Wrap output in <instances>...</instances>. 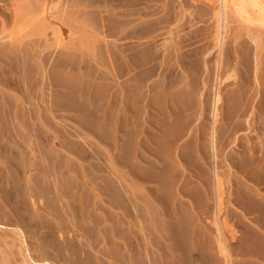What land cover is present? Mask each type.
<instances>
[{
  "label": "rangeland",
  "instance_id": "374dc122",
  "mask_svg": "<svg viewBox=\"0 0 264 264\" xmlns=\"http://www.w3.org/2000/svg\"><path fill=\"white\" fill-rule=\"evenodd\" d=\"M40 1L0 0V85H2L0 86V96L2 95L0 97V142L2 143H0L2 146H0V158L5 156V160L0 159V165H4V169L7 168L6 173H8L6 177L5 170L2 171L4 166L0 167V181H4V184L0 183V196L2 195L0 197L2 200L0 201V223L7 226H19L21 223L20 227L24 232L22 234L16 229L0 228V264H37L32 261L31 256H34L32 258L38 261L49 260L48 264H264V13L260 7L254 6L248 0L246 2L226 0L225 8L223 5L221 7L219 0H197V2L194 0H60L62 3L60 2L56 12L52 11L45 16L41 12L52 2ZM189 3L194 6L191 8ZM220 8H222L221 14ZM192 10L194 13H191ZM104 12L109 16H105ZM139 12L143 15L138 16ZM135 14L154 29L155 39L157 37L155 45L158 48L161 46L159 51L161 59H166L163 60V67L169 63V59H172V55L165 53L164 47L173 46L175 39H179L177 37L189 34L190 42L187 40L188 42H183V44L187 43L186 47L188 49L191 47L190 51L193 50L194 54L198 53V56L193 58V70L191 69L190 77H188L189 81H194L193 88H190L193 93L189 99L192 108L187 110L190 113L186 111L189 113L190 118L188 119L192 123L190 121L191 124L189 123L187 132L185 130L186 134L181 138L183 141H178L175 152H181L184 147L182 145L186 142L187 149L189 147L195 149L201 143L199 147L201 152L205 150L206 166L209 170H213L214 164H216L219 171L221 186L216 187L215 182L213 181V185L211 181L208 187H204L205 189L198 175L194 173L193 179L196 183L200 182V186L202 185L198 192L202 198L200 199L197 193L199 199L196 198V200H199L201 205H205L203 208L200 204V207L199 205L195 208L193 206L192 214H185L186 217L172 222L171 225H168V220L173 217L165 215L166 207L160 206L156 200L159 197L169 201L173 195L169 196L167 193L170 197L168 198L164 192L167 191L166 189L162 188L163 192H160V189L155 190L153 187L156 188L159 185L157 174L162 176V179L172 173L169 167L164 170L162 164L159 166L152 163H141L146 165L141 166L142 169L137 156L139 157L142 152L144 158L148 155L149 161L155 160L148 148L151 149L152 146L155 148L154 144L156 145V143V146H164L167 142L163 141L158 145V141L169 137L159 134L171 132L170 129L174 125H182L185 113H177L174 121L171 119L173 122L164 118L166 113L162 111L164 107H162V103L165 98L162 96L168 95L172 91L165 99L166 102H169L170 96L179 95L178 84L182 82L185 72L182 69V72L177 70L172 74L173 77L160 76L159 79L155 73H151L147 76L148 80L145 78L146 88L139 86L141 82H138V78L137 81L136 78L133 79L135 81L127 79L129 75L127 74L124 47L128 39H124L122 26L124 21L137 18ZM18 19H21V22ZM26 33L28 36H25ZM221 33L222 49L218 44V35ZM1 35H3L2 38ZM2 46L4 47L2 48ZM91 48L94 54H90L92 53ZM259 48L260 50H258ZM6 52L10 54L7 55ZM163 54L166 56L164 57ZM217 57L222 59L221 62L219 58L221 66L217 65ZM9 73L10 75H8ZM101 76L104 77L101 78ZM171 79L177 85L174 89H168ZM207 81V86H205L204 82ZM131 82L137 83L136 88L138 89L134 87V92L132 90L134 96L130 97L128 96V85ZM105 83L107 84L105 85ZM10 84L13 85L10 87ZM150 86H153L151 90L154 92L150 90ZM139 87L145 88V91ZM176 89H178L177 92ZM140 90L141 95H138L137 91ZM216 92L220 93L221 99L216 104L218 118L216 126L214 125L215 130L217 129L214 133L215 137L217 135V143L214 146L217 150L215 159L212 156L215 150L211 143L213 136L211 131L215 119L213 113ZM136 95L138 100L135 99ZM130 98H132L133 104H130ZM241 106L245 107L240 108ZM152 107L158 110L152 109ZM130 112L133 113L132 116ZM161 112L162 114H159ZM155 125L158 127L156 128ZM142 130L144 134H142ZM146 130H150L149 133L153 132L149 134ZM157 134L164 138L158 137L159 140L155 138L157 140L155 143V139L151 135ZM151 142L152 146L149 145ZM11 143L12 145H9ZM145 144L146 146L148 144L149 147L146 148ZM10 149L13 153L9 152ZM2 150L8 151L10 154L3 153ZM156 150L157 148H155L157 153L159 150ZM197 154L196 156L200 155ZM150 155H153L154 158ZM147 165L151 170H154L153 173ZM130 166L135 170L131 183L129 182ZM156 167L162 171H157ZM212 170H210L211 175L214 174ZM22 176H25L23 179L26 178L27 181L23 180ZM152 176L156 178H154L156 182H151ZM139 178L144 181H140ZM144 178L149 179L150 182ZM211 180H214L213 177ZM5 184L6 186H4ZM215 187L221 189L220 194L219 189L217 190L222 198L219 209L216 205L217 191ZM9 190L13 191L11 194L13 197L20 194L19 196L22 198L18 196L14 198V201H11L12 203L6 202L4 197L7 192H10ZM28 190L33 196H30ZM244 191L246 194L243 193ZM160 193L163 195H159ZM23 195L25 196L24 200L26 198L27 200H23ZM254 198L257 200H255L256 202ZM17 199L21 200L19 206L16 205L19 204ZM183 199L186 200L185 204L191 208L192 199L189 196H185ZM181 206L178 204L179 211ZM72 207L75 208V211ZM41 208L45 213L42 218L38 216ZM14 213L16 215L21 213V215L16 216ZM29 214L32 219L27 216ZM139 214L141 215L139 216ZM72 215L74 216L71 217ZM135 215V219L143 228L141 229L135 224L133 233L132 221ZM35 220L37 221L35 222ZM194 226L195 228H193ZM54 228H56V232ZM76 232L78 233L76 234ZM193 232L196 234L198 232L200 237ZM163 235H168V238H164ZM25 237L27 244L22 241ZM219 240L224 244L227 254L219 249Z\"/></svg>",
  "mask_w": 264,
  "mask_h": 264
},
{
  "label": "bare ground",
  "instance_id": "6f19581e",
  "mask_svg": "<svg viewBox=\"0 0 264 264\" xmlns=\"http://www.w3.org/2000/svg\"><path fill=\"white\" fill-rule=\"evenodd\" d=\"M26 1V0H25ZM36 1V0H35ZM40 1V0H39ZM49 2L51 1L52 3H50L51 5H49L48 3V5L49 6H46L44 9H43V11L41 12V14L42 15H47L48 13H51L52 11L53 12H56V8H58V6L60 5V0H48ZM91 1V0H90ZM94 1V0H93ZM114 1V0H113ZM116 1H120V0H116ZM174 1V0H173ZM195 2H197V0H194ZM193 1V2H194ZM220 1V3H221V7H222V5H223V7L225 8L226 7V0H219ZM242 1H244V2H246L247 0H242ZM249 2H251L254 6H259L260 7V10H262L263 11V13H264V0H248ZM41 2V1H40ZM70 2V1H69ZM122 2V1H121ZM193 2H191V3H193ZM16 3V2H15ZM23 3V2H22ZM32 3H33V1H32ZM36 3V2H35ZM62 3V2H61ZM104 3V2H103ZM186 3H187V1H186ZM191 3H189L188 5L192 8L194 5L193 4H191ZM21 4V3H20ZM69 4V3H68ZM72 4V3H71ZM84 4H85V2H84ZM83 4V5H84ZM106 4V3H105ZM123 4H125V3H123ZM122 4V5H123ZM150 4V3H149ZM152 4H154V3H152ZM170 4H172V3H170ZM183 4V3H182ZM195 4V3H194ZM17 5H18V3H17ZM64 5V4H63ZM70 5V4H69ZM127 5V4H126ZM156 5V4H155ZM27 6V5H26ZM38 6H40V5H38ZM66 6H68V5H66ZM73 6V5H72ZM146 6H147V4H146ZM177 6V5H176ZM42 7H44V6H42ZM109 7V6H108ZM125 7V6H124ZM155 7V6H154ZM167 7V6H166ZM21 8V7H20ZM38 8V7H37ZM75 8V7H74ZM121 8H123V7H121ZM173 8V7H172ZM187 8V7H186ZM64 9V8H63ZM101 9V8H100ZM109 9V8H108ZM112 9V8H111ZM120 9V8H119ZM124 9V8H123ZM126 9V8H125ZM124 9V10H125ZM34 10V9H33ZM60 10V9H59ZM92 10V9H91ZM115 10V9H114ZM181 10V9H180ZM16 11V10H15ZM38 11H39V9H38ZM221 11H222V8H220V14H221ZM59 13H60V11H58ZM62 13H63V11H61ZM109 12V11H108ZM138 12V11H137ZM105 13V12H104ZM112 13V12H111ZM128 13V12H127ZM191 13H194V11L192 10L191 11ZM35 14H36V12H35ZM64 14V13H63ZM71 14V13H70ZM106 14V13H105ZM108 14V13H107ZM107 14L105 15V16H107ZM142 14V13H141ZM140 14V12H139V15L138 16H140L141 15ZM259 14V13H258ZM55 15V14H54ZM136 15V14H135ZM143 15V14H142ZM19 16V15H18ZM44 16V17H45ZM51 16V15H50ZM64 16V15H63ZM73 16V15H72ZM75 16V15H74ZM101 16V15H100ZM109 16V15H108ZM107 16V17H108ZM121 16H123L122 14H121ZM20 17V16H19ZM23 17V19H24V16H22ZM21 17V18H22ZM58 17V16H57ZM69 17V16H68ZM124 17V16H123ZM130 17V16H129ZM134 17V16H133ZM136 17H137V15H136ZM141 17H143V16H141ZM35 18V17H34ZM37 18H38V16H37ZM52 18V17H51ZM73 18V17H72ZM103 18V17H102ZM179 18H181V17H179ZM22 19V20H23ZM27 19V18H26ZM41 19V18H40ZM48 19V18H47ZM82 18H80V20H81ZM97 19H98V17H97ZM100 19V18H99ZM144 19V18H143ZM21 19H18V21H20ZM43 20V19H42ZM128 20V19H127ZM262 20V19H261ZM25 21V20H24ZM31 21H32V19H31ZM57 21V20H56ZM82 21V20H81ZM92 21V20H91ZM148 21V20H147ZM222 21V20H221ZM21 22V21H20ZM61 22H63V21H61ZM60 22V23H61ZM84 22V21H83ZM88 22V21H87ZM183 22V21H182ZM43 23V22H42ZM53 23V22H52ZM79 23V22H78ZM93 23V22H92ZM4 24V23H3ZM6 24V23H5ZM54 24V23H53ZM62 24V23H61ZM150 24V23H149ZM2 25V24H1ZM36 25V24H35ZM34 25V26H35ZM83 25V24H82ZM91 25V24H90ZM103 25V24H102ZM179 25V24H178ZM177 25V26H178ZM181 25V24H180ZM49 26H50V24H49ZM94 26V25H93ZM96 26V25H95ZM36 27H37V25H36ZM123 32H122V34H123V36H124V39L125 38H127L128 39V41L126 42V45H125V47H124V57H125V59H126V61H127V74L129 75V78H127V79H129L130 81L132 80V81H137V78H138V82L140 83L141 82V84L139 85V86H142V87H145V80L147 79V76L149 75V74H151V73H155L157 76H158V79H159V77L160 76H163V77H167L168 76V78H170L171 76H172V74L173 73H176V71L177 70H179V71H181V69L185 72V74H184V77H183V80H182V82L181 83H179L178 84V82H177V84H178V86H179V95L178 96H170L171 97V99H170V103L167 101L166 102V97L169 95V94H171L172 93V91H170L169 92V94L168 95H166V94H164L162 97H164L165 99V101L163 100V102L164 103H162L163 105H162V107H163V109H162V111H164L166 114L164 115V118L166 119V120H168V121H170L171 119L174 121V117L177 115V113H180V114H184L185 113V117H184V120L182 119V125L180 124V125H174L173 126V128L172 129H170V131L171 132H166V133H164L163 134V132H161L162 134H159V135H164V136H167L168 135V137L169 138H164L163 136L162 137H160V136H158V134L157 135H151L152 137H154V139L155 138H164L163 140H159V138H158V145L161 143V142H167V143H165L164 144V146L161 148L160 146H156L157 145V140L155 139V143H156V145L154 144V146H155V148H157V150L156 151H158L157 153L155 152V148H153V146L151 145L152 144V142L149 144L150 146H152L151 147V149H149L150 147L148 146V144H147V146L149 147L148 148V151H149V153L150 154H153L154 155V157H155V160L154 159H152V158H154L153 157V155H150L152 158V160H150L149 161V157H148V155H147V157L145 156V158L142 156V152L139 154V157L137 156V159L139 158V163L141 164V163H145V164H147V163H152V164H154V165H159L160 166V164H162V165H164V170H165V168L167 169L168 167H169V169H170V171H171V173L172 174H170L169 176H166V177H163L162 179H161V177L162 176H160V175H158L157 174V179H158V176H159V179H158V186L156 187V188H154L153 187V189H160V192L162 191V188H163V190L164 189H166L167 191H164V192H166V196L168 197V198H170L169 196H171V194L173 195L170 199H169V201H166L164 198H159V197H157L156 195V197H157V200H156V202L158 201V204L160 205V206H162L163 208L164 207H166V214L165 215H167L168 214V216L169 217H173V218H171V219H169L168 220V225L170 224H172V222H174V221H178L179 219H182L184 216H185V214H187V213H191L192 214V210H193V206H194V208H195V206H197V205H199L200 204V202H199V200L197 201L196 200V198L197 199H199L198 197H200V195H199V191L201 190L200 189V187L202 186H200V182H201V184H203V188L204 187H208V185L210 184V182L212 181H214L215 182V185H216V187H219V185H220V177H219V175H218V167L216 166V164H214L215 166H214V168L212 167V165H211V167L213 168V170L212 169H210V170H212V172L214 173V174H210V170L208 169V167L206 166V156H205V153H204V151H203V149H202V151L203 152H201V149H200V147H199V145L201 144H199V145H195L196 146V148H195V146H194V148L195 149H190V147L187 149L186 148V143H184L182 146H184V147H182L183 149H182V151H181V149H180V151L181 152H178V153H176L175 152V149L177 148V143H178V141L179 140H182L183 141V139H181L182 138V136H184L186 133H184L185 132V130H186V132H187V128H188V125H189V123H190V119H188V118H190L189 116V111H187V110H189V109H191L192 108V106H191V100L189 101V99H190V97L192 96V90L190 89V88H193V83H194V81L192 82V81H189V79H188V77H190L189 76V72L191 71V69H192V67H193V63H194V57L197 55L198 56V53H195L194 54V52H193V50L192 51H190L189 49L191 48H187L186 46L188 45L187 43H184L183 44V42H186L187 40H188V38H189V34L188 33H186L185 35H183V36H180V37H177V38H179V39H175V42L172 44L173 46H169V47H164V51H165V53L166 54H168V55H172V59H169V63H167L164 67H163V60L165 59H161V54H160V47L158 48V47H156V45H155V43H156V39H157V37H156V39H155V34H153V31H154V29L153 28H151V27H149L148 25H147V22H145V20L144 21H142V18L140 19V17H137V18H131V19H129V21H124V23H123ZM51 28V27H50ZM100 28V27H99ZM45 29V28H44ZM43 29V30H44ZM94 29V28H93ZM97 29V28H96ZM101 29V28H100ZM104 30V29H103ZM109 30H111V29H109ZM119 30V29H118ZM120 30H122V29H120ZM18 31V30H17ZM95 31V30H94ZM157 31V30H156ZM176 31V30H175ZM93 32V31H92ZM99 32V31H98ZM121 32V31H120ZM186 32V31H185ZM220 32H222V31H220ZM18 33V32H17ZM30 33V32H29ZM32 33V32H31ZM36 33H38V32H36ZM105 33H107V32H105ZM180 33V32H179ZM25 34V33H24ZM96 34V33H95ZM101 34H102V32H101ZM112 34H113V32H112ZM176 34V33H175ZM32 35H34V34H32ZM173 35V34H172ZM263 35V34H262ZM19 36H21V35H19ZM25 36H28V33H26V35ZM25 36H23V37H25ZM97 36H98V34H97ZM175 36V35H174ZM3 37V35H1V38ZM15 37V36H14ZM102 37V36H101ZM116 37H118V36H116ZM120 37V36H119ZM122 37V36H121ZM173 37V36H172ZM191 37V36H190ZM259 37V36H258ZM264 37V36H263ZM5 38V37H4ZM17 38V37H16ZM15 38V39H16ZM96 38V37H95ZM115 38V37H114ZM113 38V39H114ZM194 38V37H193ZM224 38V37H223ZM21 39V38H20ZM106 39V38H105ZM192 39V38H191ZM190 39V40H191ZM104 40V39H103ZM107 40V39H106ZM8 41H9V39H8ZM22 41V40H21ZM189 41V40H188ZM187 41V42H188ZM3 42H4V40H3ZM7 42V41H6ZM24 42V41H23ZM64 42V41H63ZM104 42V41H103ZM114 42V41H113ZM190 42V41H189ZM257 42V41H256ZM255 42V43H256ZM97 43H99V42H97ZM170 43V42H169ZM217 43V42H216ZM2 44V43H1ZM4 44V43H3ZM7 44H8V42H7ZM19 44V43H18ZM17 44V45H18ZM106 44V43H105ZM108 44H110V43H108ZM157 44V43H156ZM218 44H219V47L222 49V33L221 34H219L218 35ZM239 44V43H238ZM15 45V44H14ZM84 45V44H83ZM92 45H93V43H92ZM98 45V44H97ZM115 45L117 46V44H116V42H115ZM162 45V44H161ZM217 45V44H216ZM21 46V45H20ZM55 46H58V45H55ZM86 46V45H85ZM124 46V45H123ZM4 46H2V48H3ZM12 47H13V45H12ZM16 47V46H15ZM21 47H23V46H21ZM91 47V46H90ZM93 47V46H92ZM102 47V46H101ZM114 47V46H113ZM119 47V46H118ZM117 47V48H118ZM122 47V46H121ZM186 47V48H185ZM219 47H217V48H219ZM10 48V47H9ZM120 48V47H119ZM195 48V47H194ZM21 49H23V48H21ZM26 49V48H25ZM64 49V48H63ZM87 49H88V47H87ZM94 49V48H93ZM110 49H111V47H110ZM113 49V48H112ZM197 49V48H196ZM261 49H262V47H261ZM10 50H11V48H10ZM60 50H61V48H60ZM97 50V49H96ZM105 50V49H104ZM119 50V49H118ZM213 50V49H212ZM220 50V49H219ZM258 50H260V48L258 49ZM20 51H22V50H20ZM19 51V52H20ZM112 51V50H111ZM120 51V50H119ZM195 51V50H194ZM221 51V50H220ZM10 52V51H9ZM11 52H12V50H11ZM13 52H15V51H13ZM22 52H24V51H22ZM27 52V51H26ZM89 52V51H88ZM91 52L92 53H90V54H94L93 53V50H92V48H91ZM108 52V51H107ZM110 52V51H109ZM206 52V51H205ZM3 53V52H2ZM18 53V52H17ZM25 53V52H24ZM28 53V52H27ZM82 53V52H81ZM222 52H220V54H221ZM264 53V52H263ZM6 54H7V52H6ZM10 54V53H9ZM9 54H7V55H9ZM13 54V53H12ZM26 54V53H25ZM84 54V53H83ZM82 54V55H83ZM107 54V53H106ZM2 55V54H1ZM22 55V54H21ZM109 55V54H108ZM121 55V54H120ZM119 55V56H120ZM123 55V54H122ZM164 55V57L166 56L165 54H163ZM207 55V54H206ZM218 55H219V53H218ZM222 55V54H221ZM260 55V54H259ZM11 56V55H10ZM15 56V55H14ZM220 56V55H219ZM86 57V56H85ZM90 57V56H89ZM94 57H96V56H94ZM201 57V56H200ZM203 57V56H202ZM205 57V56H204ZM203 57V58H204ZM82 58V57H81ZM98 58V57H97ZM104 58V57H103ZM107 58V57H106ZM113 58V57H112ZM167 58H168V56H167ZM206 58V57H205ZM218 59H217V61H218V64L217 65H220V59H221V57H217ZM220 58V59H219ZM262 58V57H261ZM260 58V59H261ZM83 59H85V58H83ZM90 59V58H89ZM95 59V58H94ZM108 59V58H107ZM114 59H116V58H114ZM119 59V58H118ZM263 59H264V57H263ZM262 59V60H263ZM81 60V59H80ZM98 60H99V58H98ZM166 60V59H165ZM87 61L88 62H90V60H88L87 59ZM101 61V60H100ZM99 61V62H100ZM105 61V60H104ZM114 61V60H113ZM115 62V61H114ZM120 62V61H119ZM168 62V61H167ZM221 62H222V59H221ZM241 62V61H240ZM91 63V62H90ZM89 63V64H90ZM94 63H96L95 61H94ZM108 63H109V61H108ZM112 63V62H111ZM165 63H166V61H165ZM204 63V62H203ZM216 63V62H215ZM102 64H103V62H102ZM105 64V63H104ZM121 64V63H120ZM222 64V63H221ZM74 65V64H73ZM107 65V64H106ZM113 65H114V63H113ZM112 65V66H113ZM124 65H126L125 63H124ZM101 66V65H100ZM115 66V65H114ZM119 66V65H118ZM195 66H196V64H195ZM206 66V65H205ZM221 66V65H220ZM246 66V65H245ZM67 67V66H66ZM116 67H117V65H116ZM217 67V66H216ZM244 67V66H243ZM103 68V67H102ZM114 68V67H113ZM119 68V67H118ZM195 68V67H194ZM208 68V67H207ZM4 69V68H3ZM74 69V68H73ZM90 69V68H89ZM219 69H220V67H219ZM219 69H218V71H219ZM16 70V69H15ZM70 70V69H69ZM92 70V69H91ZM104 70H105V68H104ZM107 70V69H106ZM193 70V69H192ZM209 70V69H208ZM221 70V69H220ZM98 71V70H97ZM113 71H114V69H113ZM112 70H111V72H113ZM126 71V70H125ZM94 72V71H93ZM119 72V71H118ZM182 72V71H181ZM216 72V71H215ZM3 73V72H2ZM8 73V72H7ZM102 73H103V71H102ZM105 73V72H104ZM109 73V75H110V72H108ZM116 73V72H115ZM97 74V73H96ZM95 74V75H96ZM120 74V73H119ZM124 74V73H123ZM126 74V73H125ZM127 74H126V76H127ZM219 74V73H218ZM248 74V73H247ZM5 75V74H4ZM8 75H10V73L8 74ZM74 75V74H73ZM81 75V74H80ZM87 75H89L88 73H87ZM87 75H86V77H87ZM101 75V74H100ZM116 75V74H115ZM122 75V74H121ZM155 75V76H156ZM222 75V74H221ZM92 76V75H91ZM107 76V75H106ZM113 76V75H112ZM174 76V75H173ZM172 76V77H173ZM194 76V75H193ZM201 76V75H200ZM210 76V75H209ZM219 76V75H218ZM7 77V76H6ZM83 77V76H82ZM96 77H98V76H96ZM104 77V76H103ZM102 76H101V78H103ZM108 77V76H107ZM106 77V78H107ZM120 77V76H119ZM198 77V76H197ZM204 77V76H203ZM246 77V76H245ZM90 78V77H89ZM98 78H100V77H98ZM115 78H116V76H115ZM118 78V77H117ZM134 78H136L135 80H133ZM146 78V79H145ZM151 78V77H150ZM156 78V77H155ZM167 78V79H168ZM218 78V77H217ZM219 78H220V76H219ZM218 78V79H219ZM83 79V78H82ZM86 79V78H85ZM94 79V78H93ZM197 79V78H196ZM208 79V78H207ZM222 79V78H221ZM17 80V79H16ZM84 80V79H83ZM82 80V81H83ZM88 80V79H87ZM105 80V79H104ZM115 80V79H114ZM128 80V81H129ZM148 80V79H147ZM164 80H166V79H164ZM205 80V79H204ZM92 81V80H91ZM96 81V80H95ZM171 81H172V79H171ZM170 81V85H169V88L168 89H174L175 88V86H177L175 83H174V81H172L171 82ZM14 82V81H13ZM18 82V81H17ZM89 82V81H88ZM93 82V81H92ZM107 82H108V80H107ZM109 82H110V80H109ZM165 82V81H164ZM167 82V81H166ZM201 82H203V81H201ZM218 82V81H217ZM6 83H8V82H6ZM12 83V82H11ZM86 83V82H85ZM102 83V82H101ZM100 83V84H101ZM208 83V81L207 82H204V85L205 86H207L206 84ZM212 83V82H211ZM220 83V82H219ZM18 84V83H17ZM83 84V83H82ZM88 84V83H87ZM87 84H85V85H87ZM94 84H95V82H94ZM107 83H105V85H106ZM135 84V83H134ZM133 84V82H131L130 83V85H128V89H129V95L128 96H130L131 97V95H132V90H133V92H134V90H135V88H136V85H138L137 83L134 85ZM198 84H199V82H198ZM11 85H13V84H10V87H11ZM16 85V84H15ZM18 85H20V84H18ZM17 85V86H18ZM96 85V84H95ZM147 85H148V83H147ZM153 85V84H152ZM220 85V84H219ZM0 86H2V85H0ZM7 86V85H6ZM88 86H90V85H88ZM88 86H87V89H88ZM154 86V85H153ZM153 86H150V90L151 89H153ZM159 86V85H158ZM218 86V85H217ZM20 87V86H19ZM19 87H17V88H19ZM109 87V86H108ZM135 87V88H134ZM140 88V89H143V88ZM149 87V86H148ZM147 87V88H148ZM164 87V86H163ZM173 87V88H172ZM220 87V86H219ZM81 88H82V86H81ZM104 88V87H103ZM112 88V87H111ZM146 88V87H145ZM144 88V89H145ZM154 88H156V87H154ZM177 88V87H176ZM3 89V88H2ZM93 89V88H92ZM109 89V88H108ZM136 89H138V88H136ZM143 89V90H144ZM91 90V89H90ZM147 90V89H146ZM148 90H149V88H148ZM160 90V89H159ZM177 90L178 89H176V92H177ZM200 90V89H199ZM217 90V89H216ZM145 91V90H144ZM143 91V93H145ZM152 91V90H151ZM151 91H149V92H151ZM164 91H166V90H164ZM194 91V90H193ZM242 91V90H241ZM137 92H139L138 93V95L140 94L141 95V90L140 91H137ZM152 92H154V91H152ZM158 92V91H157ZM161 92V91H160ZM167 92V91H166ZM240 92V91H239ZM3 93V92H2ZM107 93V92H106ZM202 93V92H201ZM157 94V93H156ZM242 94V93H241ZM246 94V93H245ZM6 95V97H7V94H5ZM24 95V94H23ZM90 95V94H89ZM144 95V94H143ZM2 96V95H1ZM0 96V97H1ZM26 96V95H25ZM132 96H134V95H132ZM147 96H148V94H147ZM151 96H152V94H151ZM159 96V95H158ZM221 95H220V93L219 92H216L215 93V97H214V107H215V109H214V116H215V119H214V124L212 125V145H213V148H214V146H215V144L217 143L216 141V137H217V135H216V137L214 136V133H215V131H217V129L215 130V127H214V125H215V123H216V121H217V118H218V114H217V111H216V108H217V105L216 104H218L219 102H220V99H221V97H220ZM241 96V95H240ZM244 96V95H243ZM4 97V96H3ZM18 97H20V96H18ZM142 97V96H141ZM170 97H168V98H170ZM195 97V96H194ZM26 98V97H25ZM133 98V97H132ZM132 98H130L131 99V101H129V99H128V101L130 102V104L132 103ZM245 98V97H244ZM243 98V99H244ZM2 99V98H1ZM136 100H138L137 99V95H136V98H135ZM139 99H141L140 97H139ZM6 100H8V99H6ZM134 100V99H133ZM159 100V99H158ZM157 100V101H158ZM195 100H196V98H195ZM13 101V100H12ZM152 101V100H151ZM128 102V103H129ZM134 102H136V101H134ZM190 102V103H189ZM199 102V101H198ZM150 103V102H149ZM193 103V102H192ZM2 104V103H1ZM16 104V103H15ZM129 104V105H130ZM133 104V103H132ZM158 104V103H157ZM167 104H169V105H167ZM207 104V103H206ZM205 104V105H206ZM243 104V103H242ZM152 105H154L153 103H152ZM200 105V104H199ZM203 105V104H202ZM246 105V104H245ZM9 106V105H8ZM12 106V105H11ZM131 106V105H130ZM159 106V105H158ZM132 107V106H131ZM148 107V106H147ZM160 107V106H159ZM239 107V106H238ZM242 107H245V106H241L240 108H242ZM5 108V107H4ZM153 108H155V107H152V109ZM203 108V107H202ZM9 109V108H8ZM7 109V110H8ZM27 109V108H26ZM129 109V108H128ZM132 109V108H131ZM130 109V110H131ZM156 109V108H155ZM199 109V108H198ZM133 110H134V108H133ZM156 110H158V109H156ZM152 111V110H151ZM186 111L187 112H189V113H186ZM245 111V110H244ZM7 112V111H6ZM131 112H133L132 110H131ZM130 112V113H131ZM196 112V111H195ZM242 112V111H241ZM194 113V112H193ZM129 114V113H128ZM132 114L133 113H131V116H132ZM159 114H162V112L161 113H159ZM162 116V115H161ZM130 117V116H129ZM128 117V118H129ZM154 117V116H153ZM153 117H152V120H153ZM158 117H160V116H158ZM163 117V116H162ZM133 118V117H132ZM131 118V119H132ZM155 118V117H154ZM157 118V117H156ZM164 119V120H165ZM158 120V119H157ZM156 120V121H157ZM171 120V121H172ZM163 121V120H162ZM172 121V122H173ZM131 122V121H130ZM171 122V123H172ZM156 123V122H155ZM158 123V122H157ZM191 123H192V121H191ZM190 123V124H191ZM130 124V123H129ZM175 124V123H174ZM178 124H179V122H178ZM132 125H134V124H132ZM169 125H170V123H169ZM156 126V125H155ZM162 126V125H161ZM216 126V125H215ZM158 126H156V128H157ZM169 128H170V126H168ZM172 127V126H171ZM193 127V126H192ZM202 127V126H201ZM200 127V128H201ZM204 127V126H203ZM202 127V128H203ZM132 128V127H131ZM145 128V127H144ZM153 128V127H152ZM151 128V129H152ZM162 128V127H161ZM184 128V129H183ZM199 128V129H200ZM129 129H130V127H129ZM134 129V128H133ZM160 129V128H159ZM158 129V130H159ZM165 129H167V128H165ZM194 129V128H193ZM163 130H164V128H163ZM191 130V129H190ZM201 130V129H200ZM133 131V130H132ZM140 131V130H139ZM147 131V130H146ZM148 131H150V130H148ZM147 131V132H148ZM156 131V130H155ZM154 131V132H155ZM162 131V130H161ZM165 131V130H164ZM169 131V130H168ZM142 134H144V131L142 130ZM153 132V131H152ZM152 132H150V133H152ZM149 133V132H148ZM147 133V134H148ZM149 133V134H150ZM8 134V133H7ZM6 134V135H7ZM156 134V133H155ZM10 135V134H9ZM131 135V134H130ZM207 135V134H206ZM132 136H134L133 134H132ZM143 136V135H142ZM142 136H139V137H142ZM171 136V137H170ZM130 137V136H129ZM144 137V136H143ZM151 137V138H152ZM189 137V136H188ZM187 137V138H188ZM134 138V137H133ZM145 138V137H144ZM5 139V138H4ZM139 139V138H138ZM192 139H193V137H192ZM211 139V138H210ZM218 139V138H217ZM14 140V139H13ZM190 140H191V138H190ZM42 141H44V140H42ZM130 141V140H129ZM153 141V140H152ZM11 142H13L12 140H11ZM131 142V141H130ZM138 142V141H137ZM142 142H144V141H142ZM202 142V141H201ZM1 143V142H0ZM141 143V142H140ZM145 143V142H144ZM148 143H149V140H148ZM196 143V142H195ZM2 144V143H1ZM4 144H5V141H4ZM17 144V143H16ZM134 144V143H133ZM132 144V145H133ZM9 145H12V143L11 144H9ZM13 145H14V143H13ZM20 145V144H19ZM26 145V144H25ZM132 145H131V148H132ZM135 145V144H134ZM1 146V145H0ZM42 146H43V144H42ZM143 146V145H142ZM141 146V147H142ZM145 146H146V144H145ZM144 146V147H145ZM147 146H146V148H147ZM204 146V145H203ZM203 146H202V148H203ZM206 146V145H205ZM2 147V146H1ZM10 147V146H9ZM18 147V146H17ZM24 147V146H23ZM39 147V146H38ZM44 147V146H43ZM181 147V146H180ZM26 148H28V147H26ZM42 148V147H41ZM46 148V147H45ZM135 148H138V147H135ZM164 148V149H163ZM209 148V147H208ZM218 148V147H217ZM13 149V148H12ZM9 150V149H8ZM15 150V149H14ZM23 150V149H22ZM29 150V149H28ZM39 150H41V149H39ZM141 150V149H140ZM145 150H147V149H145ZM214 150H215V148H214ZM1 151V150H0ZM3 151V150H2ZM7 151V150H6ZM13 151V150H12ZM17 151V150H16ZM43 151V150H42ZM46 151V150H45ZM45 151H43V152H45ZM207 151V150H206ZM216 151L217 150H215V151H213V155L212 156H214V158L216 159ZM5 151H3V153H4ZM8 152V151H7ZM7 152H5V153H7ZM10 153H13V152H11V149H10V151H9ZM8 152V153H9ZM22 152V151H21ZM31 152V151H30ZM131 152V151H130ZM136 152V151H135ZM140 152V151H139ZM161 152V153H160ZM210 152V151H209ZM212 152V151H211ZM9 153V154H10ZM23 153V152H22ZM39 153V152H38ZM200 154L199 156H196V154ZM8 154V155H9ZM16 154V153H15ZM41 154V153H40ZM131 154H132V152H131ZM143 154H145L144 153V151H143ZM197 154V155H198ZM208 154H210V153H208ZM2 155V154H1ZM5 155V154H4ZM3 155V156H4ZM8 155H6V157L8 156ZM12 155V154H11ZM24 155V154H23ZM136 155V154H135ZM138 155V154H137ZM15 156V155H14ZM43 156V155H42ZM46 156V155H45ZM5 157V156H4ZM0 158V159H4L5 160V158ZM25 157V156H24ZM41 157V156H40ZM44 157V156H43ZM42 157V158H43ZM8 159H9V157H7ZM29 158V157H28ZM136 158V157H135ZM247 158H249V157H247ZM47 159V158H46ZM129 159V158H128ZM133 159V158H132ZM245 159V158H244ZM251 159V158H250ZM253 159V158H252ZM21 160V159H20ZM34 160V159H33ZM35 161V160H34ZM137 161V160H136ZM248 161V160H247ZM250 161V160H249ZM248 161V162H249ZM10 161L8 160V163H9ZM22 162V161H21ZM41 162V161H40ZM42 162H43V159H42ZM129 162V161H128ZM138 162V161H137ZM254 162V161H253ZM2 163V162H1ZM5 163H6V161H5ZM7 163V164H8ZM19 163V162H18ZM27 163H28V161H27ZM35 163V162H34ZM47 163V162H46ZM131 163H132V161H131ZM139 163H137L138 165H139ZM4 164V163H3ZM6 164V165H7ZM11 164V163H10ZM15 164H16V162H15ZM30 164V163H29ZM37 164V163H36ZM135 164V163H134ZM143 164H141L140 165V168H142L143 166H146V165H143ZM152 164H151V166H152ZM167 165V167H166V165ZM211 164V163H210ZM9 165V164H8ZM17 165V164H16ZM21 165V164H20ZM31 165V164H30ZM47 165V164H46ZM162 165H161V167H162ZM1 166H4V165H0V167ZM12 166L14 167V165L12 164ZM18 166V165H17ZM132 166V165H131ZM131 166L129 167V178H130V183L131 182H133V181H131V178L135 175L134 174V172H135V170L134 169H132L131 168ZM142 166V167H141ZM148 166V165H147ZM11 167V166H10ZM10 167H8V168H10ZM24 167H25V165H24ZM33 167V166H32ZM37 167V166H36ZM39 167H41V166H39ZM149 167V166H148ZM153 167H155V166H153ZM210 167V168H211ZM5 166L3 167V170L2 171H4L5 169ZM18 168V167H17ZM22 168V167H21ZM26 168V167H25ZM41 168H43V167H41ZM133 168H135V167H133ZM159 168V167H158ZM2 169V168H1ZM12 169V168H11ZM24 169V168H23ZM22 169V170H23ZM128 169V168H127ZM143 169V168H142ZM144 169H145V167H144ZM153 169V168H152ZM156 169H157V167H156ZM156 169H155V171H156ZM163 169V168H162ZM6 170H7V168H6ZM4 171L5 173L7 172V171ZM39 170H41V169H39ZM148 170V169H147ZM149 170L150 171H152L151 173H153V171L154 170H151V168L149 167ZM148 170V171H149ZM158 170H160V169H157V171ZM9 171H10V169H9ZM8 171V172H9ZM19 171H21V170H19ZM24 171H25V169H24ZM31 171V170H30ZM29 171V172H30ZM43 171V170H42ZM134 171V172H133ZM149 171V172H150ZM162 170H160V172H161ZM14 172H16V171H14ZM28 172V171H27ZM28 172V173H29ZM41 172V171H40ZM44 172V171H43ZM49 172V171H48ZM166 172H167V170H166ZM10 173V172H9ZM13 172L11 171V174H12ZM24 173V172H23ZM31 173V172H30ZM37 173V172H36ZM42 173V172H41ZM138 173V172H137ZM143 173V172H142ZM194 173L195 174H197L198 175V177H199V179H200V182H198V183H196L195 182V180L193 179V176H194ZM2 175L4 174V173H1ZM7 174L8 173H6V177H7ZM17 174H18V172H17ZM25 174V173H24ZM34 174V173H33ZM138 174H141V173H138ZM167 174V173H166ZM220 174V173H219ZM26 175V174H25ZM40 175V174H39ZM38 175V176H39ZM45 175V174H44ZM196 175V176H197ZM13 176V175H12ZM28 176V175H27ZM31 176H32V174H31ZM47 176V175H46ZM144 176V175H143ZM146 176H147V174H146ZM154 176H155V174H154ZM4 177V176H3ZM6 177H4V178H6ZM25 177V176H24ZM23 176H22V179L24 178ZM45 177V176H44ZM128 177V176H127ZM213 177V179L214 180H211V178ZM8 178H10V177H8ZM29 178H31V177H29ZM28 178V179H29ZM35 178V177H34ZM37 178V177H36ZM41 178V177H40ZM138 178V177H137ZM155 178V177H154ZM153 178V176H152V178H151V182H156V178L154 179ZM2 179V178H1ZM11 179V178H10ZM10 179H8V180H10ZM21 179V180H22ZM26 179V178H25ZM25 179H23V180H25ZM38 179V178H37ZM44 179V178H43ZM133 179V178H132ZM135 179H136V177H135ZM140 179V178H139ZM144 179H147V178H144ZM199 179H197V180H199ZM6 180V179H5ZM8 180H7V182H8ZM32 180V179H31ZM41 180V179H40ZM46 181H48L47 179H45ZM127 180H128V178H127ZM142 180V178L140 179V181ZM2 181V180H1ZM0 181V183H3V182H1ZM11 181V180H10ZM15 181H16V179H15ZM19 181V180H18ZM25 181H27V180H25ZM25 181H24V183H25ZM29 181H30V179H29ZM33 181V180H32ZM31 181V182H32ZM44 181V180H43ZM45 181V182H46ZM57 181V180H56ZM142 181H144V180H142ZM147 181L148 182H150L149 181V179H147ZM13 182V181H12ZM23 182V181H22ZM40 182V181H39ZM58 182V181H57ZM145 182H146V180H145ZM214 182H213V185H214ZM6 183V182H5ZM10 183V182H9ZM43 183V182H42ZM137 183V182H136ZM139 183V182H138ZM142 183V182H141ZM4 184V183H3ZM2 184V185H3ZM16 184H17V181H16ZM15 184V185H16ZM21 184V183H20ZM26 184V183H25ZM28 184H29V182H28ZM33 184H35V183H33ZM32 184V185H33ZM37 184V183H36ZM40 184V183H39ZM143 184V183H142ZM142 184H141V186H142ZM145 184V183H144ZM153 184H157V183H153ZM8 185V184H7ZM18 185V184H17ZM49 185V184H48ZM212 185V184H211ZM4 186H6V184L4 185ZM9 186V185H8ZM12 186V185H11ZM43 186H44V184H43ZM152 186H154V185H152ZM151 186V187H152ZM221 186V185H220ZM13 187V186H12ZM26 187V186H25ZM28 187H29V185H28ZM34 187V186H33ZM35 187H36V185H35ZM216 187H215V190L217 191L218 189H216ZM1 188V187H0ZM22 188H23V185H22ZM57 188V187H56ZM59 188V187H58ZM136 188H138L137 186H136ZM213 188V187H212ZM8 189H10V188H8ZM12 189V188H11ZM15 189V188H14ZM17 189H18V187H17ZM77 189V188H76ZM142 189V188H141ZM200 189V190H199ZM205 189V188H204ZM214 189V188H213ZM239 189V188H238ZM1 190V189H0ZM3 190V189H2ZM44 190V189H43ZM43 190H42V192H43ZM46 190V189H45ZM75 190V189H74ZM138 190H139V188H138ZM144 190V189H143ZM145 190H146V188H145ZM144 190V191H145ZM203 190V189H202ZM209 190V189H208ZM207 190V191H208ZM220 190L221 189H219V194H220ZM241 190V189H240ZM239 190V191H240ZM6 191V190H5ZM10 191V190H9ZM29 191V190H28ZM212 191V190H211ZM242 191H243V189H242ZM242 191H240V193H242ZM12 192L13 191H10V192H7L6 194L7 195H5L4 193L5 192H3V194L5 195V197H4V200L6 201V202H10V203H12L11 201H14V198L16 197H13L11 194H12ZM56 192V191H55ZM60 192H61V190H60ZM75 192V191H74ZM163 192V191H162ZM210 192V191H209ZM212 192H214V191H212ZM246 192H248L247 190H246ZM16 193V192H15ZM18 193V192H17ZM29 193H30V191H29ZM28 193V194H29ZM36 193V192H35ZM46 193V192H45ZM79 193V192H78ZM131 193V192H130ZM138 193H139V191H138ZM167 193H169V196H168V194ZM198 193V197H197V194ZM201 193V192H200ZM203 193V192H202ZM208 193V192H207ZM216 193V192H215ZM243 193H245V191L243 192ZM22 194V193H21ZM54 194V193H53ZM58 194V193H57ZM133 194H134V192H133ZM140 194V193H139ZM154 194V193H153ZM152 194V195H153ZM155 194H157L156 192H155ZM162 193H160L159 195H161ZM217 196L215 197L216 198V205H217V207H218V209L221 207L220 205H221V195H219L218 194V191H217ZM246 194V193H245ZM14 195H17V194H14ZM20 195V194H19ZM19 195H17V197L19 196ZM27 195V194H26ZM32 195V193H30V196ZM39 195H40V193H39ZM46 195V194H45ZM62 195V194H61ZM163 195V194H162ZM164 195V196H165ZM250 195V194H249ZM28 197H30L29 195H27ZM33 196V195H32ZM187 197V196H189L191 199H192V203H193V205L191 206V208H189L188 207V204H185V201L186 200H184L183 198L184 197ZM209 196V195H208ZM242 196V195H241ZM254 196V195H253ZM0 197H2V195L0 196ZM16 197V198H17ZM19 197H21V196H19ZM24 195H23V200H24ZM37 197H38V195H37ZM37 197H35L36 199H37ZM149 197V196H148ZM163 197V196H162ZM204 197V196H203ZM207 197V196H206ZM209 197H211V196H209ZM246 197V196H245ZM22 198V197H21ZM32 198V197H31ZM60 198V197H59ZM152 198V197H151ZM167 198V199H168ZM202 197H200V199H201ZM208 198V197H207ZM246 198H248V197H246ZM249 198H250V196H249ZM253 198V197H252ZM35 199V200H36ZM45 199V198H44ZM56 199V198H55ZM55 199H54V202H55ZM64 199V198H63ZM154 200H155V198H153ZM251 199V198H250ZM22 200V201H23ZM25 200H27V198L25 199ZM24 200V201H25ZM30 200V199H29ZM42 200V199H41ZM46 200V199H45ZM48 200V199H47ZM129 200V199H128ZM207 200H209V199H207ZM215 200V199H214ZM213 200V201H214ZM253 200V199H252ZM256 199L254 198V201H255ZM0 201H2L1 199H0ZM17 201H19V204H16V205H20V203H21V200L19 199H17ZM61 201H63V200H61ZM189 201V200H188ZM210 201V200H209ZM257 201V200H256ZM255 201V202H256ZM31 202V201H30ZM44 202H46V201H44ZM167 202H169V204H167ZM18 203V202H17ZM27 203V202H26ZM34 203H36L35 201H34ZM42 203H43V201H42ZM58 203H59V199H58ZM62 203H64V202H62ZM67 203V202H66ZM72 203V202H71ZM166 203V204H165ZM191 203V204H192ZM254 203V202H253ZM14 204V203H13ZM23 204H25V202H23ZM27 204H29V203H27ZM38 204V203H37ZM70 204V203H69ZM74 204H76L75 203V201H74ZM178 204L179 205H182L181 206V209H180V211H179V208H178ZM202 204V203H201ZM200 204V205H201ZM261 204V203H260ZM2 205V204H1ZM4 205H6V204H4ZM32 205V204H31ZM30 205V206H31ZM35 205V204H34ZM39 205H41V204H39ZM58 205V204H57ZM56 205V206H57ZM61 205V204H60ZM158 205V206H159ZM166 205H168V206H166ZM200 205H199V207H200ZM203 205H205V204H203ZM203 205H201L202 206V208H203ZM211 205V204H210ZM258 205V204H257ZM9 206V205H8ZM7 206V207H8ZM17 206V207H18ZM24 206V205H23ZM38 206V205H37ZM72 206H73V204H72ZM75 206V205H74ZM133 206V205H132ZM156 206V205H155ZM189 206H190V204H189ZM261 206H262V204H261ZM1 207V206H0ZM25 207V206H24ZM34 207V206H33ZM42 208H43V206H41ZM64 207V206H63ZM78 207V206H77ZM128 207V206H127ZM137 207V206H136ZM206 207V206H205ZM10 209H11V206L9 207ZM8 208V209H9ZM34 208H36V206L34 207ZM41 208V209H42ZM73 208V207H72ZM155 208V207H154ZM160 208V207H159ZM210 208V207H209ZM5 209V208H4ZM39 210L38 212V216L39 217H43L44 215H45V213H44V209H42V210ZM67 209V208H66ZM74 209V211H75V208H73ZM136 209V208H135ZM134 209V210H135ZM206 209V208H205ZM217 209V210H218ZM264 209V208H263ZM2 210V209H1ZM13 210V209H12ZM12 210H11V213H12ZM129 210V209H128ZM162 210V209H161ZM261 210V209H260ZM8 211V210H7ZM14 211V210H13ZM25 211V210H24ZM45 211H46V209H45ZM219 211V210H218ZM2 212H4V211H2ZM34 212V211H33ZM32 212V213H33ZM127 212V211H126ZM133 212V211H132ZM162 212H163V210H162ZM161 212V213H162ZM199 212V211H198ZM205 212V211H204ZM7 213V212H6ZM11 213H9V214H11ZM16 213V212H15ZM14 213V215H16ZM35 213V212H34ZM54 213V212H53ZM65 213H66V211H65ZM69 213H71V212H69ZM68 213V214H69ZM89 213V212H88ZM131 213V212H130ZM134 213V212H133ZM138 213H140V212H138ZM137 213V214H138ZM194 213V212H193ZM5 214V213H4ZM13 214V213H12ZM11 214V215H12ZM27 214V213H26ZM159 214H160V212H159ZM174 214H175V216H174ZM196 214V213H195ZM10 215V216H11ZM21 215V213H19L18 215H16V216H20ZM24 215H25V213H24ZM30 215L31 214H29V215H27V216H29V218H30ZM89 215V214H88ZM141 214H139V216H140ZM150 215V214H149ZM160 215H162V214H160ZM200 215V214H199ZM23 216V215H22ZM21 216V218H23ZM26 216V215H25ZM37 216V215H36ZM52 216V215H51ZM74 215H72L71 217H73ZM78 216V215H77ZM132 216V215H131ZM189 216H191V215H189ZM147 217V216H146ZM149 217V216H148ZM161 217V216H160ZM186 217V216H185ZM27 218V217H26ZM46 218V217H45ZM128 218V217H127ZM130 218V217H129ZM136 218V215H135V217H133V221H132V226H133V228H132V232H133V229H134V225L135 224H137L141 229L143 228L138 222H137V220L135 219ZM139 218V217H138ZM191 218V217H190ZM30 219H32V218H30ZM44 219V218H43ZM48 219H49V217H48ZM56 219V218H55ZM70 219V218H69ZM80 219H81V217H80ZM150 219V218H149ZM148 219V220H149ZM186 219V218H185ZM192 219V218H191ZM24 220V219H23ZM27 220H29V219H27ZM73 220V219H72ZM128 220V219H127ZM132 220V219H131ZM139 220V219H138ZM167 220V219H166ZM17 221H18V219H17ZM30 221V220H29ZM37 220H35V222H36ZM75 221H76V219H75ZM141 221V220H140ZM189 221V220H188ZM188 221H186L187 223H188ZM31 222V221H30ZM59 222V221H58ZM74 223V222H73ZM91 223H92V221H91ZM146 223V222H145ZM148 223V222H147ZM192 223V222H191ZM197 223V222H196ZM32 224V223H31ZM40 224V223H39ZM43 224V223H42ZM50 224H52V223H50ZM50 224H47V225H50ZM94 224V223H93ZM128 224H130V223H128ZM199 224V223H198ZM20 225H21V223H20ZM20 225L19 226H7V225H4V224H1L0 223V228H12V229H16V230H18V232H20V233H24L23 232V229H21V227H20ZM81 225V224H80ZM144 225V224H143ZM176 225V224H175ZM194 225V224H193ZM58 226V225H57ZM64 226V225H63ZM152 226V225H151ZM190 226V225H189ZM198 226V225H197ZM22 227H23V225H22ZM43 227V226H42ZM46 227V226H45ZM45 227H44V230H45ZM50 227V226H49ZM52 228H53V226H51ZM80 227V226H79ZM129 227V226H128ZM184 227V226H183ZM187 227V226H186ZM191 227V226H190ZM200 227V226H199ZM47 228V227H46ZM136 228H138V227H136ZM150 228V227H149ZM193 228H195V226L193 227ZM203 228V227H202ZM50 229V228H49ZM56 228H54V230H55ZM76 229V228H75ZM152 229V228H151ZM157 229V228H156ZM200 229V228H199ZM38 230V229H37ZM62 230V229H61ZM60 230V231H61ZM63 230H65V229H63ZM62 230V231H63ZM73 230V229H72ZM137 230V229H136ZM139 230V229H138ZM144 230V229H143ZM142 230V231H143ZM150 230V229H149ZM169 230V229H168ZM178 230V229H177ZM182 230V229H181ZM189 230V229H188ZM53 231V230H52ZM57 231H58V229H57ZM87 231V230H86ZM141 231V230H140ZM192 231H194V230H192ZM38 232H42V231H38ZM51 232V231H50ZM55 232H56V230H55ZM59 232V231H58ZM153 232V231H152ZM151 232V233H152ZM174 232V231H173ZM48 233H49V231H48ZM47 233V234H48ZM52 233V232H51ZM50 233V234H51ZM61 233V232H60ZM78 232H76V234H77ZM134 233V232H133ZM142 233V232H141ZM140 233V234H141ZM186 233H188L187 231H186ZM195 235H197L198 234V232H197V234L195 233V232H193ZM203 233V232H202ZM42 234H44V233H42ZM47 234H45V235H47ZM139 234V235H140ZM143 234V233H142ZM146 234H148L147 232H146ZM170 234V233H169ZM173 234V233H172ZM176 234V233H175ZM190 234V233H189ZM194 234H192L193 236H195ZM26 235V234H25ZM144 235V234H143ZM180 235V234H179ZM184 235V234H183ZM187 236H188V234H186ZM199 235V234H198ZM202 235V234H201ZM127 236V235H126ZM132 237V236H131ZM130 237V238H131ZM158 237V236H157ZM163 237L164 238H168V235H163ZM172 237V236H171ZM199 237H200V235H199ZM22 238H23V236H22ZM50 238V237H49ZM175 238H177V237H175ZM190 238V237H189ZM36 239H38V238H36ZM81 239V238H80ZM135 239V238H134ZM170 239V238H169ZM173 239V238H172ZM41 240V239H40ZM166 240V239H165ZM196 240V239H195ZM20 241V240H19ZM22 241H24V243L25 244H27L28 242H27V239H26V237L24 238V239H22ZM129 241V240H128ZM142 241V240H141ZM172 241V240H171ZM193 241V240H192ZM42 242V241H41ZM222 241H220L219 240V249L221 250V252H224V253H226V248H225V246H224V244L223 243H221ZM20 243V242H19ZM159 243V242H158ZM21 244V243H20ZM24 244V245H25ZM88 244V243H87ZM140 244V243H139ZM29 245V244H28ZM41 245V244H40ZM62 246V245H61ZM68 246V245H67ZM145 246V245H144ZM155 246V245H154ZM40 247V246H39ZM59 247V246H58ZM66 247V246H65ZM90 247V246H89ZM157 247V246H156ZM164 247V246H163ZM22 248V247H21ZM161 248V247H160ZM30 249V248H29ZM86 249V248H85ZM165 249V248H164ZM26 250V249H25ZM145 250V249H144ZM159 250V249H158ZM157 250V251H158ZM66 251H68V250H66ZM132 251V250H131ZM176 251V250H175ZM171 252V251H170ZM68 253V252H67ZM77 253V252H76ZM44 254H45V252H44ZM129 254V253H128ZM227 254V253H226ZM29 255H30V251H29ZM227 256V255H226ZM32 257H34V256H31L30 258L32 259V261L34 262V263H37V264H48V261L47 260H45V259H43V261H38V260H36L35 258H32ZM130 257V256H129ZM41 258V257H40ZM134 258V257H133ZM132 258V259H133ZM229 259H228V257H227V261H228ZM229 262V261H228ZM227 262V263H228ZM131 263V262H130ZM29 264V263H28ZM132 264H134V263H132Z\"/></svg>",
  "mask_w": 264,
  "mask_h": 264
}]
</instances>
